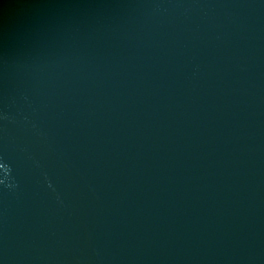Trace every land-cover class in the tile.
<instances>
[{
  "label": "water",
  "instance_id": "obj_1",
  "mask_svg": "<svg viewBox=\"0 0 264 264\" xmlns=\"http://www.w3.org/2000/svg\"><path fill=\"white\" fill-rule=\"evenodd\" d=\"M0 264H264V0H0Z\"/></svg>",
  "mask_w": 264,
  "mask_h": 264
}]
</instances>
